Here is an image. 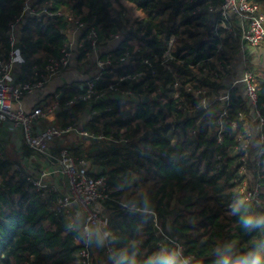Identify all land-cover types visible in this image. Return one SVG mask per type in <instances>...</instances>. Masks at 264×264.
Instances as JSON below:
<instances>
[{"label": "trees", "instance_id": "obj_1", "mask_svg": "<svg viewBox=\"0 0 264 264\" xmlns=\"http://www.w3.org/2000/svg\"><path fill=\"white\" fill-rule=\"evenodd\" d=\"M25 1L0 0V78L1 66L12 49L11 28L18 19L22 62L17 83L37 81L34 67L44 68L51 59L61 56L70 39L67 18L74 16L88 28H96L102 42L101 59L111 56L114 61L95 81L96 90L117 84L142 95L138 103L111 95L97 102L67 105L85 93L88 79L97 77L94 71L82 85H65V94L58 101L61 112L45 119V127L74 125L91 135L83 137L70 152L97 165L100 170L91 174L104 178L110 191L104 214L109 229L119 237L115 258L107 259L104 243L94 237L93 264H102L105 259L107 264L114 260L127 264L131 255L125 258L117 249L133 240L140 246V264L157 252L152 215L124 208V204L155 212L163 228L179 239L198 264H212L219 255H214L217 246L231 242L240 252H246L264 240V230L242 228L239 213L232 215L229 207L233 194H241L236 182L241 164L236 139L255 112L247 103L243 85L231 88L244 69L238 57L239 39L221 26L223 19L213 9L221 1L34 0L37 12L47 6L53 13L41 20L36 16L21 18ZM116 34L120 39H109ZM85 46L86 50H76L70 68L81 71L92 61L95 64L87 40ZM263 52L264 41L249 55L248 70L259 75V108L264 115V63L257 62ZM167 53L170 58L162 65ZM144 59L152 62L154 74ZM140 72L143 74L136 80L120 82L121 77ZM187 86L202 94L187 92ZM227 93L231 102L229 123L219 143L215 126L225 106L220 98ZM52 97L47 105L37 106L48 110L56 101ZM204 99L212 101L207 109L201 107ZM83 118L88 121L82 124ZM232 123H236L235 129ZM250 126L256 134L251 153L260 163L251 159L249 167L261 190V202L250 203V207L264 212V153H259L264 151V143L260 142L257 124ZM17 162L20 164L15 155L0 148V264H80L76 239L81 232V217L74 214L76 219H72L71 212L50 211L55 193L42 195L37 191L29 181L32 175L14 169Z\"/></svg>", "mask_w": 264, "mask_h": 264}, {"label": "built area", "instance_id": "obj_2", "mask_svg": "<svg viewBox=\"0 0 264 264\" xmlns=\"http://www.w3.org/2000/svg\"><path fill=\"white\" fill-rule=\"evenodd\" d=\"M220 5L213 8L219 12L223 21L221 26L228 29L234 37L240 41L239 54L242 55L243 74L239 79H235L231 88L237 84H242L246 95L247 103L254 110V115L250 121H247L246 129L240 133L236 139V150L241 152L238 159L240 164V179L236 180L239 185V190L243 194L245 200L251 201L253 204L261 202V190L259 181L254 179V175L249 167V161L255 159L252 157V143L255 138V131L251 128L250 123L257 124V131L260 136V142L264 143V115L259 108V96L257 83L259 75L255 70H248V57L251 52L256 49L264 41V4L253 3L250 0H220ZM53 16L48 9L43 8L40 12L36 11L34 0H26L22 11L21 18L24 16H36L39 19L43 16ZM68 32L69 42L66 43L61 50V56L56 59H51L44 68L34 67V73L37 77L35 82H15L12 78L18 61V37L16 27L19 20L11 28L10 45L11 52L9 59L1 66L0 78V127L6 128L11 132H19L22 135L23 142L27 148L36 154L43 155L47 161L52 165L51 160L54 161L55 173L63 176L66 183V190L63 194L57 195L54 206L50 211L54 213L66 212L70 213L76 211L81 217V232L76 241L79 249L76 253L80 264H93L94 260V244L93 238H99L104 243V250L107 259L115 258L116 240H113V235L105 236V232L109 229V219L104 214V203L110 199V191L107 188L104 178H96L91 174L90 164L84 159H77L68 149L60 151L58 156H54L51 150L52 144L62 138L64 135L73 131H77L75 127H56L49 126L38 133L35 132L34 125L40 120L48 118L53 113L57 112L59 104H56L44 110L41 106H35L29 110L22 105L23 99L33 94L37 90L44 87V85L54 76L64 73L68 70L75 59V52L77 49L86 50L85 40L89 42L91 54L96 58V72L97 77L88 79L86 83V91L79 98H74L69 101L67 105H71L76 101H101L111 95H119L132 98L135 102L142 100V95L134 93L132 90L122 89L119 85L113 84L107 90H96L95 81L101 75V72L114 61L111 56L103 60L100 57L101 41L99 34L95 27L88 28L85 22H81L74 16L68 18ZM41 20V19H40ZM86 34V38L83 35ZM110 40H118V34L111 35ZM173 40L170 41V45ZM170 58L169 53L164 55L161 64L165 65ZM124 58L119 61L122 62ZM143 63L149 66L154 71V65L149 59H144ZM220 68L224 71V67L220 64ZM143 72L123 76L120 82L125 80H136ZM214 75L218 77V72ZM178 90V82L175 84ZM187 92L193 94H202L201 90L196 91L192 86L186 87ZM175 98H179V93H175ZM218 99V98H217ZM220 99L225 100V106L220 118L216 123L215 131L217 133V140L222 142V134L229 123L230 95L227 93ZM216 101V99H215ZM211 100L204 99L201 102V107L207 109L211 104ZM93 114H96L94 111ZM236 123H232V128H236ZM88 135V133H81ZM263 154L264 151H259ZM257 160L258 164L260 161ZM49 172H41L36 176L29 177V181L36 187L37 191L42 195L54 193V189L50 188L45 182ZM250 184H255L251 186ZM124 208L132 209L139 212L151 214L153 217L154 233L157 239V247L160 249L170 241L181 242L177 237L170 235L159 221L158 215L150 210H142L135 206L123 205ZM194 256V255H193ZM105 260L102 264H107ZM112 264H119L114 260Z\"/></svg>", "mask_w": 264, "mask_h": 264}, {"label": "crops", "instance_id": "obj_3", "mask_svg": "<svg viewBox=\"0 0 264 264\" xmlns=\"http://www.w3.org/2000/svg\"><path fill=\"white\" fill-rule=\"evenodd\" d=\"M259 4V3H258ZM264 4V3H263ZM20 48L19 45L17 47L18 52V61L14 71L13 80L15 82L17 79V73L20 71L22 58L20 56ZM253 53V51H252ZM239 60L242 61V55H238ZM259 60L257 62L264 63V52L260 54ZM86 69L81 71L75 70L72 66L70 69L66 70L64 73L59 74L51 78L41 89L37 90L33 94L27 95L23 101L22 105L25 109L29 110L39 104L47 105L48 102L53 100L52 96L56 97V101L53 102L52 106L58 104V101L64 96L65 92L63 87L65 85H71L74 82H79L82 85V81L86 80L91 72L97 70L96 62L93 61L86 66ZM234 69V68H233ZM89 72V75L87 74ZM82 88V86H81ZM63 94V95H62ZM61 112V106H58L57 112L51 115L52 117L57 116ZM45 119L40 120L34 125L35 132H39L40 130L46 128L45 127ZM85 121H88L86 118L81 120L83 124ZM73 126L74 125H69ZM7 126L0 127V148L4 151H10L13 155H15L20 161V165L23 166L31 175L36 176L41 172H49L50 174L46 177L45 182L50 188L54 189L55 195H61L66 190V183L63 176L59 173H55L54 161L52 165L47 161V159L40 154H36L32 152L29 148H27L23 142L22 135L17 132H11L7 128ZM68 127V126H67ZM77 131H73L69 134L64 135L62 138L56 140L52 146L51 150L54 156H58L60 151L63 149H68L69 151L75 148L78 144L82 143L83 137L91 136V135H82L81 133H88L83 131L79 127H75ZM57 153V155H56ZM90 164L91 172L99 171L100 168L97 165H94L92 161H88Z\"/></svg>", "mask_w": 264, "mask_h": 264}, {"label": "clouds", "instance_id": "obj_4", "mask_svg": "<svg viewBox=\"0 0 264 264\" xmlns=\"http://www.w3.org/2000/svg\"><path fill=\"white\" fill-rule=\"evenodd\" d=\"M234 199L229 207L232 215L239 213V224L242 228L251 231L254 228L264 230V212H255L251 210L250 199L245 200L243 194L234 193ZM244 207L246 211L241 212L240 209ZM113 235V240H118L111 229L105 232V236ZM131 249V253H129ZM125 258L131 255L127 260V264H140L138 256L140 255L139 243L135 240L117 249ZM219 254L218 258L212 260V264H264V240L257 241L253 247L246 252H240L236 245L229 242L227 244L217 246L214 250V255ZM143 264H198L195 256L187 253L182 244L178 241H170L147 257Z\"/></svg>", "mask_w": 264, "mask_h": 264}, {"label": "rangeland", "instance_id": "obj_5", "mask_svg": "<svg viewBox=\"0 0 264 264\" xmlns=\"http://www.w3.org/2000/svg\"><path fill=\"white\" fill-rule=\"evenodd\" d=\"M43 8H46V9H48V7L47 6H43ZM171 40H174L173 38L171 39ZM10 152V151H9ZM253 155L254 154H252V157H253ZM14 169L15 170H17V171H20L21 172V174H23V175H27V176H31V174L23 167V166H21L20 164H19V162H17L15 165H14ZM33 176V175H32ZM251 186H254L255 184H250ZM237 190V189H236ZM56 200V199H55ZM55 200H53V202H52V204H50V207H49V210H50V208H52L53 206H54V203H55ZM72 213V215L70 214V216H71V218L72 219H76V216L75 215H77V213H76V211H72L71 212ZM75 214V215H74ZM77 217H78V215H77ZM79 221H80V219H79ZM106 260V259H105ZM104 260V261H105ZM103 261V262H104ZM102 262V263H103Z\"/></svg>", "mask_w": 264, "mask_h": 264}, {"label": "water", "instance_id": "obj_6", "mask_svg": "<svg viewBox=\"0 0 264 264\" xmlns=\"http://www.w3.org/2000/svg\"><path fill=\"white\" fill-rule=\"evenodd\" d=\"M62 95H63V94H62ZM148 100H149V98H148V97H146V98H145V101H148Z\"/></svg>", "mask_w": 264, "mask_h": 264}]
</instances>
